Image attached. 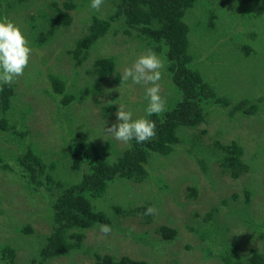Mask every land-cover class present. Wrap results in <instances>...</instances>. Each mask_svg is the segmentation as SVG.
Segmentation results:
<instances>
[{"label":"rangeland","instance_id":"1","mask_svg":"<svg viewBox=\"0 0 264 264\" xmlns=\"http://www.w3.org/2000/svg\"><path fill=\"white\" fill-rule=\"evenodd\" d=\"M55 1L61 4L64 0ZM112 1L104 0L98 11L89 7L91 0H86L87 5L78 11L71 10L70 24L61 27L59 34L45 43L39 54L37 50L32 51L24 75L14 82L17 84L16 90L23 93L22 99L32 103L35 117L27 116L26 124L32 131L29 137L34 135V141L31 140L33 150L50 160L48 162L54 167L53 173H61L59 180L65 184L81 178L85 171V165L75 171L69 167L67 140L70 136L79 132L88 140L97 141L94 144L99 147V143L103 145L106 157L115 159L130 144L117 141L106 132L108 127L117 123L115 113L119 105L124 104L134 119L146 115L148 102L145 86L133 84L131 80L118 85L106 84L101 91L98 89L99 94L97 92L88 99L70 104L60 112L56 111L55 98L45 93L47 75L50 68H54L62 59L66 49L64 44L73 48L75 40L87 33L89 11L101 18H108L114 12ZM241 1L243 3L244 0H210L204 6L212 10H202L198 4L185 19L190 27L191 62L203 79L225 96L230 91L240 99L248 95L257 105L255 98L262 97L260 109L257 108L250 119H254L256 124L242 117L230 120L225 113L226 107L216 108L198 128L186 130L189 140V133L200 132V146L194 142H179V146L168 154H152L146 164L149 177L139 182L116 178L101 197L93 200L95 206L111 217V231L108 234L101 233L99 228H90L85 232V248L52 258L46 264H91L96 253L127 255L146 260L148 264H221L219 258L207 256V253L217 249L229 254L234 245H237V253L244 259L250 247L264 252V235L258 236L260 229L264 234V152L257 145L258 142L264 145V17L261 20L264 10L262 5L256 4V0H248L238 7ZM41 6L33 0L27 2L26 15L35 13L36 8ZM245 6L251 9L254 17L243 24L237 14ZM47 8V12L52 10V6ZM228 12L236 13L235 18L230 17ZM24 13L19 8L8 11L6 17L21 27L31 47L38 48L31 40L30 26L21 23ZM198 16L204 20L207 30L199 25ZM231 20L234 22L229 24ZM41 26H44L42 22ZM34 31L38 32L37 29ZM242 44H246L247 53L241 48ZM141 45L139 39L121 31L110 39H102L90 49L88 57L79 66L75 76L76 85L84 86L93 79L87 69L98 57L114 55L118 59L116 69L123 73L124 68L131 66L148 49ZM71 61H74L71 55L62 60L61 71L66 76L73 71ZM162 72L160 94L166 100V108L181 95L169 81L167 64ZM11 139L16 142L11 133L0 135V151L7 152L5 157L8 161L13 155L8 154L12 153L8 148L13 145ZM235 139L242 145V158L249 171L234 179L220 166L218 159L224 152H220L214 142L219 140L228 144ZM199 150L206 157L203 167L196 160L201 155ZM9 162L14 165V161ZM2 164L0 162V244L16 245L18 260L26 262L38 250L40 237L37 240L34 234L49 232L50 224L46 217L48 203L44 195H37L41 193L28 190L19 175L9 168L2 169ZM193 186L196 194L189 190ZM53 190L45 191L47 199ZM146 201L157 209V214L149 222L144 214L124 215L117 210L118 207L125 209L128 204L142 205ZM112 206L115 208L112 209ZM210 210H213L212 217L205 220ZM9 211L15 218H9ZM20 223L30 224L32 234L16 233V225ZM161 224L176 229L173 239L164 240L160 236L156 229ZM257 225L260 226L258 230ZM0 264L3 263L0 261Z\"/></svg>","mask_w":264,"mask_h":264},{"label":"trees","instance_id":"2","mask_svg":"<svg viewBox=\"0 0 264 264\" xmlns=\"http://www.w3.org/2000/svg\"><path fill=\"white\" fill-rule=\"evenodd\" d=\"M29 1L31 0H0V17L6 16L8 11L22 8L25 13L22 14L23 17L21 16V23L30 26L31 40L38 47H32V49L37 50V54L45 43L59 34L61 27L70 24L71 10L78 11L80 7L87 5L86 0H64L61 4L55 0H33L36 5L42 6L37 7L35 13L32 12L27 16L25 4ZM246 1L248 0H244L243 3ZM209 2L210 0H113L114 12L108 18H101L100 15L89 11L87 33L75 40L73 48H68V44H64L66 49L62 59L54 68H50L47 75L48 87L45 93L55 98L57 112L70 104L88 99L97 92L99 94L98 89L101 91L106 84L118 85L124 82L121 80L123 73L116 69L118 59L114 55L98 57L90 64L87 73L93 79L88 80L84 86L78 87L75 79L78 68L88 57L90 49L102 39L115 36L118 31L139 39L141 46L151 48L157 54L166 57L169 81L173 88L176 87L181 97L176 99L174 97L173 103L169 104L160 116L148 117L156 122V136L153 139L143 143H137L133 139L115 159L107 158L103 145L99 143V147L94 144L98 143L97 141L92 142L79 132L70 136L67 140L69 167L75 171L85 165V171L81 178L68 184L59 180L62 177L61 173L60 175L53 173L54 167L48 162L50 160L47 161L45 157H42L41 152L33 150L34 145L31 140L34 141V135L32 138L29 137L32 131L26 124L27 116L35 117L32 103L22 99L23 93L16 90L17 84L0 86L2 87L0 90V135L11 133L16 139V142L11 139L13 145L8 146L12 151L8 154H13L9 159L14 161L13 166L5 157L7 152L0 151L2 169L9 168L11 172L19 175L28 190L45 196L48 203V213L45 216L50 224L47 234H34L35 239L38 240L40 237L38 250L31 254L26 262L18 260L20 258H17L15 253L18 249L16 245L0 244V261L3 264H46L52 258L66 256L85 248L86 230L98 228L100 224L111 225L109 214L95 206L93 200L101 197L116 178L139 182L149 177L150 173L146 164L152 154H168L174 147L179 146V142L198 144L201 138L200 132L189 133L191 137L189 140L186 130L198 128L201 123L207 121L216 108L226 107L225 113L230 120H238L242 117L256 124L254 119L252 121L250 119L257 108L260 109L262 97H254L258 101L257 105L253 97L248 95L240 99L230 91L229 95L225 96L224 93L214 90L215 88L203 79L199 70L195 69L191 62L192 52L188 39L190 27L185 17L193 11V7L197 8L198 4L202 10L210 8L204 6ZM241 3L242 1L238 7L243 4ZM256 4L262 5L264 10V0H256ZM48 6H52L50 12L46 10ZM250 10L245 6L238 11L237 16L243 24L254 17ZM229 15L235 18L236 13H229ZM201 19L202 17L198 16L199 25L207 30L208 27ZM41 22L44 26L40 28ZM233 22L234 20H231L229 24ZM230 37L233 38L232 35ZM241 48L245 53L248 52L246 44H242ZM235 54L239 53L235 52ZM67 55H71L74 61H71L73 70L70 72L71 75L66 76V73L61 70L62 60ZM102 80L105 81L101 82ZM125 86L128 87L127 84ZM214 145L221 150L220 152H224L218 160L220 166L230 173L232 178H239L249 171V166L243 161V149L238 139L231 140L228 144L218 140L214 142ZM257 145L261 152H264V145L259 142ZM113 151H115L114 148ZM198 153L201 155L197 156L196 160L203 167L206 157L201 150ZM51 189L56 191L53 190V193L49 195L50 198L47 199L46 192ZM189 190L192 194H196L194 186L189 187ZM149 206H151L150 201H146L142 205L128 204L125 209L118 207L117 210L124 215L144 214ZM114 208L112 206V209ZM212 209L215 210L214 207ZM213 210L206 213L205 220L212 217ZM0 212H2L1 209ZM10 213L9 211V218H15ZM153 216L145 215L147 222ZM259 228L260 226L257 225V230ZM156 230L164 240L173 239L177 233L176 229L162 224ZM32 231L30 224L16 225V233L32 234ZM260 235H264L261 229L258 231V236ZM231 251L228 254L224 253L226 251L212 249L207 256L219 258L221 264H264V252L254 246L249 248L246 259L237 253V245H234ZM91 264H148V262L127 255L96 253L95 260Z\"/></svg>","mask_w":264,"mask_h":264},{"label":"clouds","instance_id":"3","mask_svg":"<svg viewBox=\"0 0 264 264\" xmlns=\"http://www.w3.org/2000/svg\"><path fill=\"white\" fill-rule=\"evenodd\" d=\"M104 0H91L89 7L99 10ZM32 47L21 27L8 17H0V86L11 85L24 75L32 57ZM166 68V57L158 55L151 48L139 55L131 66L124 68L121 80H131L133 84L145 86L147 100L146 115L133 118L130 110L120 104L116 110L117 123L106 129L117 141L128 144L133 139L143 143L156 136V122L149 119L166 111V100L161 96L162 70ZM2 90V87H0ZM157 209L149 206L144 215H156ZM101 233L108 234L111 229L106 224L98 225Z\"/></svg>","mask_w":264,"mask_h":264}]
</instances>
